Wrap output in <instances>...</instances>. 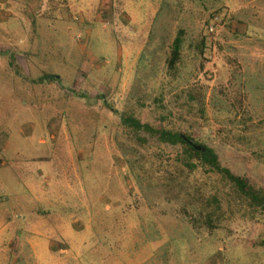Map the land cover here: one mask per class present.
<instances>
[{
    "label": "rangeland",
    "instance_id": "1",
    "mask_svg": "<svg viewBox=\"0 0 264 264\" xmlns=\"http://www.w3.org/2000/svg\"><path fill=\"white\" fill-rule=\"evenodd\" d=\"M124 113L264 188V0H0V264H264V216ZM195 186L220 228L181 215Z\"/></svg>",
    "mask_w": 264,
    "mask_h": 264
},
{
    "label": "trees",
    "instance_id": "2",
    "mask_svg": "<svg viewBox=\"0 0 264 264\" xmlns=\"http://www.w3.org/2000/svg\"><path fill=\"white\" fill-rule=\"evenodd\" d=\"M205 43L206 37H203L199 46L200 54L203 55L204 51L207 50ZM181 47L182 37L179 34L173 43L168 66L170 72L175 69L181 58ZM121 119L125 125L129 126L136 133L138 131L148 132L158 142L180 148L181 151L177 159L180 163L181 172L188 170L189 175H192L195 172L201 171L204 174L214 175L219 178V182L228 189L227 202L230 213L234 214L238 210L239 215L243 217L248 214L255 217L258 216V218L262 215L264 216V188L249 184L246 177L236 175L228 167L223 166L213 148L200 142L190 143L192 137L186 133H181L167 127H153L150 124H144L131 114L127 115L124 113ZM196 145L205 146V150L197 149ZM176 171H178V168L174 172L168 171L169 175H166V180ZM186 177H188V174H186ZM179 182L182 181L179 180ZM201 189V187L195 186L193 191L187 192L185 194V201L182 207L179 208V211H181V215L196 231L200 232V230L209 229L211 232L214 229L220 228L225 219H229L228 214H225L224 211V198L221 196L224 193L217 191L212 194H205ZM181 194L182 190L178 185L169 186L167 197L173 196L174 200H177L181 198Z\"/></svg>",
    "mask_w": 264,
    "mask_h": 264
},
{
    "label": "water",
    "instance_id": "3",
    "mask_svg": "<svg viewBox=\"0 0 264 264\" xmlns=\"http://www.w3.org/2000/svg\"><path fill=\"white\" fill-rule=\"evenodd\" d=\"M190 143H193V144H194L193 141H190ZM196 148H197V149L205 150V146H199V145H196Z\"/></svg>",
    "mask_w": 264,
    "mask_h": 264
},
{
    "label": "crops",
    "instance_id": "4",
    "mask_svg": "<svg viewBox=\"0 0 264 264\" xmlns=\"http://www.w3.org/2000/svg\"><path fill=\"white\" fill-rule=\"evenodd\" d=\"M60 251L63 252L64 250L62 251V249H60Z\"/></svg>",
    "mask_w": 264,
    "mask_h": 264
},
{
    "label": "built area",
    "instance_id": "5",
    "mask_svg": "<svg viewBox=\"0 0 264 264\" xmlns=\"http://www.w3.org/2000/svg\"><path fill=\"white\" fill-rule=\"evenodd\" d=\"M212 29V28H211Z\"/></svg>",
    "mask_w": 264,
    "mask_h": 264
}]
</instances>
